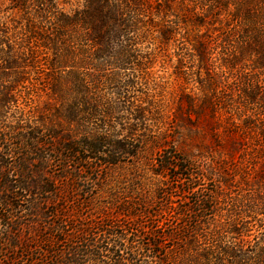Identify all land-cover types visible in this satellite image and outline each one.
Listing matches in <instances>:
<instances>
[{"label": "trees", "instance_id": "obj_1", "mask_svg": "<svg viewBox=\"0 0 264 264\" xmlns=\"http://www.w3.org/2000/svg\"><path fill=\"white\" fill-rule=\"evenodd\" d=\"M0 264H264V0H0Z\"/></svg>", "mask_w": 264, "mask_h": 264}, {"label": "rangeland", "instance_id": "obj_2", "mask_svg": "<svg viewBox=\"0 0 264 264\" xmlns=\"http://www.w3.org/2000/svg\"><path fill=\"white\" fill-rule=\"evenodd\" d=\"M145 45H149L151 46V42H147V44ZM146 51L149 49L150 50V47L148 48H144ZM164 64V65H163ZM173 64H171V62L169 64H165V63H162V61H157L156 63H154L151 67H150V71L152 72H155L153 74H150L148 77H140L139 79V84H141L142 82L146 83L147 86L151 87V86H155L156 84V90H160L162 88L163 90V95H162V99H161V102H165L166 104H171L173 103V101H176V98H174V100H172V98L170 99V94L171 96H174L173 94H175V96L177 95V93H175L176 91L178 92L179 91V86H178V81L174 78V76L171 75V72H172V66ZM171 100V101H170ZM170 101V102H169ZM121 115V114H120ZM127 118L128 120L130 119V115L128 114H124V118ZM126 120V119H124ZM148 123V129L145 131L146 133H150L154 130V126L149 122V120L147 121ZM210 143V138L209 136H206L204 138V143ZM178 147L181 148L184 152H189V149L192 147L193 149V146L191 145L188 146L186 144H181V143H177ZM158 149H154V151H156ZM202 150H206L205 148H202ZM145 154L146 156L150 157L149 154H150V150L147 149L145 151ZM214 161L215 164L217 165H220L222 164V161H221V158L218 156V154H215L214 158L212 159ZM211 160H209L208 158L204 161V164H208V162H210ZM260 167L261 165L258 164ZM150 174H148L149 176ZM237 178L239 177L238 175L236 176ZM146 185H145V188L147 189V192H151L149 193L150 195L153 193V183L152 181L149 179V178H146ZM235 181V180H234ZM214 186V185H212ZM178 193V192H177ZM188 195V194H187ZM193 196H195L194 194H189L188 198H186V200H192ZM176 198H180V196L176 197ZM190 200V201H191ZM140 238L141 240L143 241H147L148 239V236H143V235H140ZM151 255V253L149 254ZM150 257V256H149Z\"/></svg>", "mask_w": 264, "mask_h": 264}]
</instances>
